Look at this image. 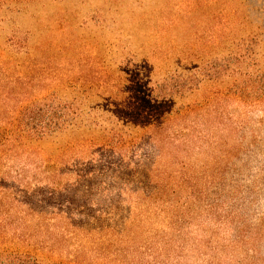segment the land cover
Instances as JSON below:
<instances>
[{
    "label": "rangeland",
    "instance_id": "rangeland-1",
    "mask_svg": "<svg viewBox=\"0 0 264 264\" xmlns=\"http://www.w3.org/2000/svg\"><path fill=\"white\" fill-rule=\"evenodd\" d=\"M262 71L264 0H0V128L31 102L85 121L0 146L2 257L264 264V98L228 90ZM166 74L184 96L148 106Z\"/></svg>",
    "mask_w": 264,
    "mask_h": 264
},
{
    "label": "trees",
    "instance_id": "trees-1",
    "mask_svg": "<svg viewBox=\"0 0 264 264\" xmlns=\"http://www.w3.org/2000/svg\"><path fill=\"white\" fill-rule=\"evenodd\" d=\"M125 61L128 64L131 63L130 58H126ZM125 74L128 75L129 72H125ZM112 87L119 89V84L114 83ZM228 90L242 100L255 102L263 99L264 71L260 74L257 73L254 78L250 77L243 81L240 86L229 85ZM185 92L184 82L179 75L166 74L163 78L146 81L141 88V99L148 106H153L176 96L183 97ZM181 109L182 106L172 109L171 114L179 113ZM80 113L81 109L68 105L54 106L50 103H28L18 110L8 130L0 128V146L11 134L21 139L38 141L57 133L75 129L81 126V123L85 124L83 119L78 118ZM105 117L106 119L100 115L95 121L100 123L111 119L117 123L118 115L116 113H108ZM166 117L168 116H164L163 119H167ZM102 132L103 137L107 140L106 144L109 146L122 145L133 135L130 127L126 132L116 124H112L111 129H103ZM3 255V251H0V264H67L58 261L46 262L30 249L15 247L12 243H8V253L5 258L2 257Z\"/></svg>",
    "mask_w": 264,
    "mask_h": 264
}]
</instances>
